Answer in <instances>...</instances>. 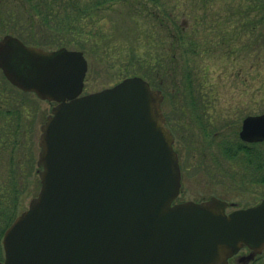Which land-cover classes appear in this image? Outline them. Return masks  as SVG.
<instances>
[{
  "label": "water",
  "instance_id": "95a60500",
  "mask_svg": "<svg viewBox=\"0 0 264 264\" xmlns=\"http://www.w3.org/2000/svg\"><path fill=\"white\" fill-rule=\"evenodd\" d=\"M6 79L56 102L41 126V188L4 234L2 264H226L242 246L264 247V200L226 213L211 198L173 204L181 169L165 126L163 93L139 76L83 94L80 50L0 38ZM243 139L264 140V115Z\"/></svg>",
  "mask_w": 264,
  "mask_h": 264
},
{
  "label": "trees",
  "instance_id": "16d2710c",
  "mask_svg": "<svg viewBox=\"0 0 264 264\" xmlns=\"http://www.w3.org/2000/svg\"><path fill=\"white\" fill-rule=\"evenodd\" d=\"M234 1L239 3L224 0L217 9L220 0H0V33L47 50H80L96 71L98 64L106 65L101 67L103 70L116 71L118 82L140 76L153 88L165 90L173 80L171 75H176L174 64L189 65L214 48L225 47L228 37H237L235 50L241 53L255 50L253 38L264 32V0ZM128 16L134 28L122 26ZM201 32L218 38L199 43L196 39ZM122 34L125 38H121ZM240 42L243 48L237 47ZM229 51H233L232 47ZM115 64L123 66L114 69ZM3 78L1 92L8 88L6 85L13 89L0 96V109L4 111L0 149H8L15 160L17 153L28 154L25 162L29 166L25 168L27 174H32L36 168L35 142L31 140L28 149L24 147L21 118L28 102L16 97L14 94L20 91ZM177 87L197 92L191 71L185 72ZM198 90L201 91L199 85ZM30 104L28 123L33 135L36 113L32 100ZM13 171L0 179V264L4 261L3 236L19 214L26 186L20 177L24 173H18L16 164Z\"/></svg>",
  "mask_w": 264,
  "mask_h": 264
},
{
  "label": "rangeland",
  "instance_id": "374dc122",
  "mask_svg": "<svg viewBox=\"0 0 264 264\" xmlns=\"http://www.w3.org/2000/svg\"><path fill=\"white\" fill-rule=\"evenodd\" d=\"M220 1L217 9L223 6L224 0ZM225 1L239 3L234 0ZM126 19L127 22L124 23L123 20L122 26H125V29L129 26L134 28L133 23L128 21L130 17ZM258 34V37L253 38L255 50L249 54L235 50L234 43L238 39L233 36L227 38L225 47H216L207 56L201 55L189 65L174 64L176 75H171L173 80H169L165 87L166 91L161 90L163 92L162 113L165 123L169 120L174 126H172L174 128L173 146L181 169L182 186L177 202H201L215 197L229 203H238L239 207H242L257 204L264 198V144L254 149V165L247 164V161L241 159L238 153H234V148L231 146L232 142L238 139L242 120L248 115L264 113V32L260 31ZM3 35L1 32L0 38ZM213 37L218 38L209 32L206 34L201 32L198 33L196 40L204 43V40ZM121 38H125L123 34ZM241 45L240 42L237 47L240 48ZM230 47L233 51H229ZM88 65L83 94L101 91L118 82L117 76L114 75L116 71H106L101 68L106 66L105 64H98V71L95 68L97 64L92 68L93 65L88 60ZM121 66L123 65L115 64L114 69H119ZM184 71H191L196 81L197 92L189 93L190 91L186 92L185 89L177 87L178 82L185 76ZM1 81H4V78L0 70V96L12 92L13 88L6 85L8 88H5L2 93ZM20 92L13 94L21 101L28 102L21 118L25 135L24 147L28 149L29 142L31 140L35 142L34 173H26L25 167L29 166L25 162L28 154L26 156L21 152L18 156L17 153L15 160L8 149H0V179L7 176L9 170L13 171V164H16V168L18 167V173H24H21L20 177L23 178L21 182L26 186L18 215L28 209L31 200L39 193L41 183L37 160L40 153L41 126L51 115L55 105L40 100L32 93ZM31 100L36 113L33 135L30 133L28 123L32 108ZM3 112L0 109L1 124H3L1 119ZM21 156L24 158H20Z\"/></svg>",
  "mask_w": 264,
  "mask_h": 264
},
{
  "label": "flooded vegetation",
  "instance_id": "af4514ba",
  "mask_svg": "<svg viewBox=\"0 0 264 264\" xmlns=\"http://www.w3.org/2000/svg\"><path fill=\"white\" fill-rule=\"evenodd\" d=\"M263 114L264 113L246 116L242 120V124H241L242 126L240 128L239 133H238V139L236 141L234 140V142H232V145H231L234 148V153L235 152L238 153V156L241 157V159L247 161V164H249V165L255 164L254 149L256 148V146L263 145L264 140H262V141H251V140L243 139L241 136V132L243 129V123H244L245 119L248 117L258 116V115H263ZM166 125L171 130V132L173 133L174 132V128H173L174 126L169 122V120H167ZM226 144H227V142H226ZM263 200H264V198L261 199L259 201V203H257V204H252V205H247V206H242V207H239L238 203H229L225 200H223V201H225L229 204L226 211H227V213H231L234 210L248 209V208L254 207V206L260 204ZM226 264H264V247H262L261 249H253V248L248 247V246H242L233 256H231L227 260Z\"/></svg>",
  "mask_w": 264,
  "mask_h": 264
}]
</instances>
